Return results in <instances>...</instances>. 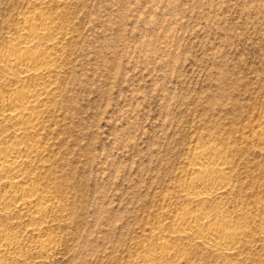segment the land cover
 <instances>
[{"label":"rangeland","instance_id":"obj_1","mask_svg":"<svg viewBox=\"0 0 264 264\" xmlns=\"http://www.w3.org/2000/svg\"><path fill=\"white\" fill-rule=\"evenodd\" d=\"M42 1L0 0V50L25 13L46 10ZM64 1L49 11L66 37L38 175L51 206L36 234L27 214H0V230L23 244L4 259L134 262L151 229H171L190 204L179 184L193 151L216 144L233 176L225 211L254 232L238 260L264 264V145L254 137L264 118V0ZM48 237L49 256L29 248ZM190 257L220 261L193 249Z\"/></svg>","mask_w":264,"mask_h":264},{"label":"bare ground","instance_id":"obj_2","mask_svg":"<svg viewBox=\"0 0 264 264\" xmlns=\"http://www.w3.org/2000/svg\"><path fill=\"white\" fill-rule=\"evenodd\" d=\"M62 2L66 1L50 0L45 11L25 13L15 36L0 50V185L6 187L0 194V214H27L33 234L41 232L52 199L43 193L38 175L46 168L47 104L56 98L66 37L60 14L49 11L52 4ZM258 126L254 137L264 145V118ZM218 146L193 151L190 173L179 184L183 201L190 204L176 213L171 229L162 225L151 229L144 253L130 264H192V249L215 255L220 260L217 264H242L238 257L254 232L248 222L225 211L223 200L234 192L233 176L227 148ZM259 223V240L264 242V221ZM174 240L191 244V248L177 247ZM54 244L48 237L29 248L49 256ZM22 248L17 237L0 230V264H9L2 256L6 252L18 254Z\"/></svg>","mask_w":264,"mask_h":264}]
</instances>
